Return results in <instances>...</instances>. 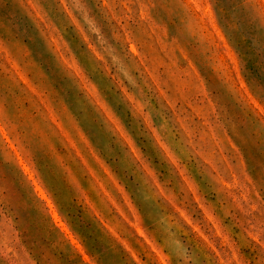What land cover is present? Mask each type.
<instances>
[{"label":"clouds","instance_id":"obj_1","mask_svg":"<svg viewBox=\"0 0 264 264\" xmlns=\"http://www.w3.org/2000/svg\"><path fill=\"white\" fill-rule=\"evenodd\" d=\"M41 5L61 32L70 30L79 39L88 81L104 77L117 90V102L161 168L143 151L137 157L81 74L50 45L44 22L24 11V26L0 29V50L25 65L38 90L0 73V127L16 147L0 146V264H36L22 237L45 254L44 264H264V0H122L119 5L116 0H41ZM205 5L215 28L202 18ZM153 26L172 57L158 84L147 70L140 39ZM25 40H39L43 52L35 55L48 59L34 58ZM23 46L39 71L17 55ZM97 94L112 109L98 85ZM42 96L66 123L67 106L81 129L89 115L95 117L99 129L93 127L96 138L89 139L123 173L121 183L143 235L116 220L109 227L88 206L84 197L91 196L94 181L85 178L74 152L68 153ZM192 104L200 106L198 116ZM76 241L86 248L87 261Z\"/></svg>","mask_w":264,"mask_h":264},{"label":"rangeland","instance_id":"obj_2","mask_svg":"<svg viewBox=\"0 0 264 264\" xmlns=\"http://www.w3.org/2000/svg\"><path fill=\"white\" fill-rule=\"evenodd\" d=\"M124 2H126V0H124ZM116 3L119 5L122 3V0H116ZM194 7L197 11H200L201 9L200 3H196ZM24 11L34 18L44 22L45 27L48 29L46 38L49 40L50 45L54 47L55 51L63 59L65 64L77 73L81 74V78L89 92L93 95H97V99L101 106L105 108L107 115L113 120L116 127L120 129L121 135H123L128 141L129 146L137 157H140L141 151H143L145 156L153 158V163L157 168H161V166L155 162L154 157H152L149 145L137 136L136 129L128 117L127 112L117 102V98L119 96L117 90L112 88L109 81L104 77L98 78L95 84L88 81L87 77L83 75L81 69V64H83L85 68L87 67L88 59L83 53V50L80 48L79 39L77 36L72 35L70 30L61 32L54 23L47 19L41 5V0H0V29H17L24 26L26 23ZM204 16L208 18V22L212 24L213 28H215L214 19L211 15L210 9L206 5L202 11V18ZM171 35L172 33L170 30V38ZM84 38L85 40L88 39L87 36ZM140 39L144 42L143 59L146 63L147 70L154 77V79H156L158 84V74L163 73L166 67H170L172 57L168 52V46L164 38L159 35V31L155 29V26H153L151 32H142L140 34ZM24 42L29 43L27 40ZM29 47L34 50V58H41L42 60L48 59L46 55H41V57L35 55L43 52V46L39 40H37L34 44L29 43ZM89 47L95 51V48L91 43H89ZM30 49L26 46L20 47L17 49V55L23 57L26 64L32 66L33 71L36 72L39 71L40 66L31 58ZM74 49H79L80 54L78 55L77 51ZM129 50L135 53V45L130 44ZM97 55L99 54L97 53ZM0 73H6L10 76L18 78L19 81L27 88L33 92H38L37 89H34L32 80L26 73L25 65L21 64L20 61L17 60L7 49L0 50ZM97 85L99 86L100 92H102L104 97L107 99L108 103L112 105V109L115 110L119 119L113 115L112 109H109L107 105L104 104V101L100 99L97 94ZM176 87L182 90L184 87L183 82L177 80ZM241 87H243V82H241ZM161 94L167 95L163 89H161ZM41 100L47 108L49 118L60 130L68 153L70 154L74 152L75 156L79 158V161H82L83 166L86 169L85 178L87 179L90 177V182L94 181L91 196L86 193L84 197L88 206L99 216L100 220L109 227H111L109 221L116 220L117 225L124 228L126 231L131 232V230L134 229L136 233L143 235L140 216L137 213L136 207L129 199L124 184L121 183L123 173L117 166L115 160L106 159L98 149L97 144L93 143V140H95L96 137L92 128L95 127L99 129V125L95 122V117L89 115L88 122L84 124L83 129H81L80 125L77 123V119L73 118V116L69 113L67 106H63V111L67 115L68 122L66 123L64 119H61L58 116L57 106L52 101L48 100V98L44 96L41 97ZM20 104L27 107L26 98H21ZM191 111L198 116L201 112V108L199 105L192 104ZM78 116L79 114H77V117ZM121 121H123L124 125H127V132L125 131L124 126H122ZM196 131H199V129ZM188 132L191 135L193 130L188 129ZM129 133H131V136H129ZM89 135H92L93 140L89 139ZM132 137H136L139 146H137V143L133 141ZM5 143L13 151H16L15 144L12 142L7 130L0 127V146ZM17 158L24 167L25 173L31 175L28 166L24 164L23 158L20 157L19 152H17ZM180 171L181 175H183L184 169L181 168ZM162 174L166 175V172L162 170ZM185 179H187V177H185ZM112 186L118 190V193L113 190ZM41 196L44 197L45 194L41 193ZM121 196L123 197V204L120 201ZM124 205L127 206V209H125ZM116 213H119L120 216L123 217L122 221L119 220ZM129 213H131V216ZM133 217H135V219H133ZM209 219H211L210 214ZM74 222L78 224V218H76ZM81 231H86V228H82ZM21 239L31 258L36 261V264H44L46 259L45 254L42 253L38 247H34L29 241L24 240L23 237ZM3 242V236L0 235V247H2ZM75 243L80 255L85 259V261H87L88 252L86 248L79 247V241H76ZM244 251L248 254L250 250L245 249Z\"/></svg>","mask_w":264,"mask_h":264}]
</instances>
